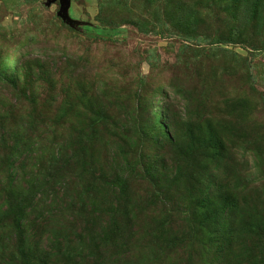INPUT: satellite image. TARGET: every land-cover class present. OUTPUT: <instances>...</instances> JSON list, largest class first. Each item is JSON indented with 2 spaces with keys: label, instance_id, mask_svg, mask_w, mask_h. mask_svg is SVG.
<instances>
[{
  "label": "rangeland",
  "instance_id": "374dc122",
  "mask_svg": "<svg viewBox=\"0 0 264 264\" xmlns=\"http://www.w3.org/2000/svg\"><path fill=\"white\" fill-rule=\"evenodd\" d=\"M50 2L0 0V264H264V0Z\"/></svg>",
  "mask_w": 264,
  "mask_h": 264
},
{
  "label": "water",
  "instance_id": "95a60500",
  "mask_svg": "<svg viewBox=\"0 0 264 264\" xmlns=\"http://www.w3.org/2000/svg\"><path fill=\"white\" fill-rule=\"evenodd\" d=\"M60 2L61 4V9L59 12V16L67 23L70 25L77 24L76 21L72 20L69 16V9L71 7V0H51V3H56Z\"/></svg>",
  "mask_w": 264,
  "mask_h": 264
},
{
  "label": "trees",
  "instance_id": "16d2710c",
  "mask_svg": "<svg viewBox=\"0 0 264 264\" xmlns=\"http://www.w3.org/2000/svg\"><path fill=\"white\" fill-rule=\"evenodd\" d=\"M72 26H76V24H73ZM84 31H87V28L82 27Z\"/></svg>",
  "mask_w": 264,
  "mask_h": 264
}]
</instances>
